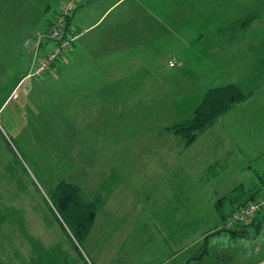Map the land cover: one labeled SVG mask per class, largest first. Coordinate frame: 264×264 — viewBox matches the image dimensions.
<instances>
[{
    "label": "rangeland",
    "instance_id": "374dc122",
    "mask_svg": "<svg viewBox=\"0 0 264 264\" xmlns=\"http://www.w3.org/2000/svg\"><path fill=\"white\" fill-rule=\"evenodd\" d=\"M80 1L0 0L1 263L264 264V43L254 26L264 23L256 10L264 0L202 3L183 12L180 33L168 22L164 36L132 39L134 2L122 3L83 38L101 43L114 32V46L95 44L96 76L87 57L63 58L77 31H68L69 46L52 60L48 21L68 4L75 14ZM113 1L90 6L100 15ZM248 17L247 38L223 33ZM230 84L249 99L184 147L171 127L191 116L207 90ZM60 182L88 199L117 185L78 250L53 207ZM239 186L245 198L260 188L241 211L259 206L261 226L247 227L244 237H210L205 259H196L205 238L229 223L214 203Z\"/></svg>",
    "mask_w": 264,
    "mask_h": 264
},
{
    "label": "trees",
    "instance_id": "16d2710c",
    "mask_svg": "<svg viewBox=\"0 0 264 264\" xmlns=\"http://www.w3.org/2000/svg\"><path fill=\"white\" fill-rule=\"evenodd\" d=\"M70 19L71 17H69L66 21L64 36H66L67 32L69 31ZM252 21V17L241 19L237 22H234L233 24L228 25L227 27L222 29V31L223 33L229 32L228 34H233V32L237 33V31L246 29ZM52 24L53 21L49 20L47 27L50 28ZM249 97L250 93L245 92L237 85L230 84L222 87L211 88L204 93L201 101L196 106L191 116L172 126L171 131L182 139L184 147H189L195 142V140L201 133L205 132L211 126L215 125L223 115L234 109L236 106L244 103L249 99ZM111 179L114 182H119L118 177H116L115 175L111 177ZM116 187H111L106 190V195L103 194V190L102 188H100L99 193L94 195L92 199H88L78 186L71 183L60 182L53 189V207L57 211V213L61 215L62 219H64L65 224L74 239H72L74 245H80V242H82L89 236L97 214L103 209L106 204V199L111 193H113ZM259 193L260 188L255 193H251L245 198L243 188L239 186L232 192L219 198L214 203V212L222 223H224L228 219V221L230 222L237 215L239 216V214H241L240 212H242L241 209L245 207L248 202L254 200ZM226 206H228V209H226ZM259 214H261V212ZM259 214H254L251 222L248 225H242V223H240V221L238 220L232 223V225L234 224L233 226H228L230 223L227 222L226 224L225 222L224 225H226V227H223V229L211 233L208 237L205 238L203 250L200 251V254L197 255L196 259L198 258V260L200 261L205 259L206 255L208 254V245L206 244V242L210 237L218 236L221 233H228L232 238L244 237L247 235L246 228L251 226L255 227V230L257 231L262 223L257 221V215ZM262 214L263 217L261 218H263L264 220V212ZM187 223H189L190 225L186 226H192L191 222ZM185 232L188 236L186 230ZM186 235L184 234V236H182V240L187 237ZM76 245L75 248L78 250ZM36 262L39 263L38 260L35 261V263ZM0 264H2L1 260ZM186 264L197 263H193L192 260H189Z\"/></svg>",
    "mask_w": 264,
    "mask_h": 264
},
{
    "label": "crops",
    "instance_id": "0c3cea01",
    "mask_svg": "<svg viewBox=\"0 0 264 264\" xmlns=\"http://www.w3.org/2000/svg\"><path fill=\"white\" fill-rule=\"evenodd\" d=\"M95 1V0H94ZM93 0H86V4L84 5V8L82 10H79L80 5L83 3V0L79 2L77 10H75V14L71 15L70 19V26H69V33H71V30L77 31L79 33L78 40L74 44V49L72 52H70L68 55L64 56L63 58H69L73 57V60H80L83 57H87L88 60L91 61L90 69H93V71H89L90 74L96 76L97 71L95 69V62L97 61L96 56V48L95 44L99 43V41H94L87 38V41H84L83 38L90 34L91 32L95 31L102 23L101 20L110 12H112L118 5L133 1L134 7L132 11V15L134 16V19L132 21H128V29L130 32H127L128 39H132L135 37V35H143L145 36H164L165 30L167 28V23H171V27L174 30L181 31L184 23L181 20V16L183 12L192 13L195 8L198 9L200 4L207 3V5H210L214 3L216 0H209L208 2H205L207 0H189L188 3L184 4L183 1H179L177 3V0L172 2H167V0H114L112 3L108 4L106 8L103 9L102 13L100 15H95L94 10L92 8L91 3L94 2ZM203 1V2H202ZM224 2V0L222 1ZM256 6V5H255ZM256 10H258V13H262L264 11L263 8L257 7ZM260 15V14H259ZM258 15V16H259ZM262 15H260L261 17ZM263 21V19H262ZM260 21L261 23H257L255 26V34L257 39H259V42L264 43V37H263V30L262 26L264 23ZM255 24L257 21H254ZM253 22V23H254ZM252 23V22H251ZM253 25V24H252ZM251 24L247 27V30L245 33L240 36L241 31H237V33L234 32V34H230L232 37H234L232 40H243V38H247L246 36L251 32L252 29ZM117 26V25H116ZM249 30V31H248ZM233 32V31H232ZM67 32V34H69ZM113 31L109 30L105 33V35L101 38V44L104 49H106V44L113 45L115 44V39L113 37ZM261 35V36H260ZM230 36V37H231ZM260 36V37H259ZM256 38L250 39V41L253 42V39L256 41ZM117 42V41H116ZM251 52L253 51L250 47L246 48ZM108 50H110L108 48ZM240 50L242 52L244 49L241 47ZM95 52V54H94ZM239 53V52H238ZM252 53V52H251ZM63 60V59H62ZM253 72V70H251ZM256 72V70H254ZM99 88L98 84H93L91 90H95ZM102 211V210H101Z\"/></svg>",
    "mask_w": 264,
    "mask_h": 264
},
{
    "label": "built area",
    "instance_id": "2783aa9c",
    "mask_svg": "<svg viewBox=\"0 0 264 264\" xmlns=\"http://www.w3.org/2000/svg\"><path fill=\"white\" fill-rule=\"evenodd\" d=\"M72 5L68 4L64 7L63 10H60V12L58 13L57 17L55 18L52 26L49 28L48 31V36L50 38V40H52L53 43H55V46L53 47V56L52 60L54 61L55 59H57L61 53L69 46V37H65L64 36V31H65V27H66V20L71 17V12H72ZM51 60V61H52ZM38 74V73H37ZM259 205V204H258ZM259 206L257 205H252L249 206V208H247L246 210L242 211L243 215L239 216L237 215L231 222H235V221H242V218L248 217L251 218L254 214H255V210H257Z\"/></svg>",
    "mask_w": 264,
    "mask_h": 264
}]
</instances>
